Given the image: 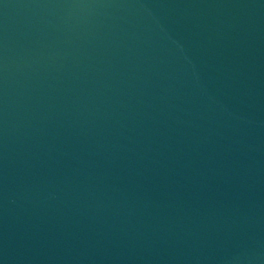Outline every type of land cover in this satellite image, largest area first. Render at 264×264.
Masks as SVG:
<instances>
[{"label":"water","instance_id":"water-1","mask_svg":"<svg viewBox=\"0 0 264 264\" xmlns=\"http://www.w3.org/2000/svg\"><path fill=\"white\" fill-rule=\"evenodd\" d=\"M0 264H264V0H0Z\"/></svg>","mask_w":264,"mask_h":264}]
</instances>
